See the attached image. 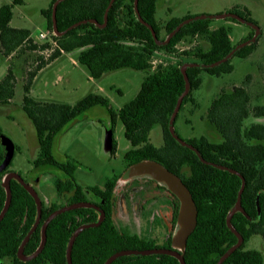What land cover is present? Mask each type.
<instances>
[{"label":"trees","instance_id":"obj_1","mask_svg":"<svg viewBox=\"0 0 264 264\" xmlns=\"http://www.w3.org/2000/svg\"><path fill=\"white\" fill-rule=\"evenodd\" d=\"M55 1L50 0L48 7L40 12L50 35L41 46L33 42L29 30L9 26L14 6L23 5V0H10L9 3L0 5V54L4 58H11L14 53L21 54L23 51L51 52L46 62L37 57L39 63L33 71L28 72L22 86L21 109L34 128L39 149L32 166L35 169L48 167L61 172L63 177L55 180L54 189L59 195L64 191L73 192L71 202L85 201V191L97 195L102 200L99 208L104 211L105 219L98 227L86 229L78 235L71 250V263L82 264L86 258L85 251L90 248L97 249L102 256L100 261L93 258L88 261L89 264H103L110 255L121 250L153 248L144 239L119 232L111 224L110 213L114 206L113 191L117 177L108 179L102 187L81 188L73 179L76 166L71 162H58L52 155L56 136L75 118L99 105L106 109L111 125H114L117 119L123 125L124 137L131 146L123 157L127 168L143 161L156 162L178 177L188 190L197 216L195 228L186 240L183 254L185 263L216 264L236 243V237L227 229L225 220L236 201L241 181L233 174L202 164L195 153L176 143L168 131V122L177 99L185 89L180 66L185 63H215L230 53L236 45L249 40L253 36V30L236 45H232L229 27L212 30L211 20H199L183 26L168 44L158 46L150 31L137 21L134 0H115L108 11L104 28L86 23L69 31V27L85 20H95L102 24L110 0H64L56 8L55 20L58 32H67L57 37L52 34L51 21L52 5ZM158 1L137 0V11L140 18L152 27L157 39L164 41L181 22L194 16L172 17L161 25L155 19ZM229 13L255 24L246 8L234 7ZM229 20L238 23L233 19ZM161 32L164 33L163 37ZM188 38H201L206 46L197 44L192 49L178 51L177 45ZM258 40L241 48L233 57L248 58L256 51ZM74 51L78 52V64L88 70L93 80H99L107 73L122 69L146 71L148 74L142 80L134 98L118 110L111 107L107 98L93 93L87 94L73 105L34 99L30 92L37 74L62 54ZM159 54H162V57L159 63L153 66ZM231 59L215 68L186 70L190 91L182 100L175 122L185 105L192 103V92L201 85L200 74L206 73L214 77L230 74L233 71ZM257 70L264 77V61L257 64ZM249 78L246 76L242 84L234 87L231 92L221 90L206 113L208 125L219 136L218 142L210 141L204 136L184 140L193 146L206 162L230 168L239 173L245 181L241 208L247 217L237 212L231 219V225L242 237L243 243L223 264L264 262L261 252L245 249V245L253 236H260L264 240V124L245 125L249 118L264 119V105L250 107ZM15 81L10 65L6 75L0 80V105H6L12 100ZM155 126H158L162 133L160 147L152 145L149 139L150 131ZM115 148L113 141L112 154ZM184 168L188 169L187 174L183 171ZM16 187V191L10 188V209L28 208L31 225L36 214L35 205L24 189L17 184ZM53 209L55 208L51 210ZM177 209L178 202L174 211V223ZM51 212L41 211V220L46 219ZM15 213L16 211H8L6 216L9 227L7 253L11 256L15 254L18 241L10 230V226L14 224ZM96 218L97 214L86 208L66 212L54 218L46 229V242L39 255V264H66L65 250L71 234L81 224L93 222ZM34 239L36 243L40 242V232ZM169 244L170 237L167 249L170 248ZM112 264H178V261L167 255L123 256Z\"/></svg>","mask_w":264,"mask_h":264},{"label":"rangeland","instance_id":"obj_2","mask_svg":"<svg viewBox=\"0 0 264 264\" xmlns=\"http://www.w3.org/2000/svg\"><path fill=\"white\" fill-rule=\"evenodd\" d=\"M9 2L10 0H0V5ZM49 2L50 0H23V5L14 6L9 26L14 29L29 30L33 42L38 46L43 45L48 38L41 41L38 36L46 35L48 31L40 12L48 7ZM234 7L246 8L261 31L256 51L246 59L233 57L231 59L233 71L230 74L220 77L200 74L201 85L192 92V103L185 105L174 124L175 132L183 140L200 136L210 141L220 140L217 132L208 125L206 113L221 90L231 92L234 87L242 84L246 76L250 77L248 82L250 107L264 105V77L257 70V64L264 61V0H159L157 3L155 19L161 25L172 17L181 18L186 15L212 17L227 14ZM219 27L230 28L229 38L232 45L244 39L251 30L246 25L229 19L211 20L212 30ZM163 36L164 33L161 32V37ZM197 44L206 46L201 38H188L179 43L176 49L188 50ZM50 55L51 52L46 51H23L21 54L14 53L7 61L0 57V80L4 78L10 65L16 79L12 100L6 105H0V130L16 147L8 170L30 183L44 205L56 200L53 177L62 178L63 174L48 167L36 170L33 168L32 161L36 159L39 149L34 128L23 113L21 105L22 86L28 72L33 71L39 63L37 57L46 62ZM77 55V51L62 54L57 60L44 67L34 80L31 96L39 101L73 105L87 94L93 93L107 98L111 107L118 110L134 98L142 80L148 74L146 71L122 69L107 73L99 80H93L88 70L78 64ZM158 57L153 62V66L159 63L162 54ZM251 123L264 124V119L249 118L245 125ZM111 129L116 144L113 154L104 149L105 134ZM149 139L155 147L162 145V133L158 126L152 128ZM130 148L129 142L124 137L121 122L117 119L114 125H111L106 109L98 105L75 118L56 136L52 155L58 162H71L76 166L73 179L83 188L101 187L106 180L118 177L116 198L117 204L122 207L120 187L134 179H140L132 175L134 169L127 168L123 160ZM183 171L188 173L187 168ZM30 179L36 180V184L33 185ZM119 215L118 212L117 218L122 223ZM245 249L257 250L264 258V240L260 236H253L245 245Z\"/></svg>","mask_w":264,"mask_h":264},{"label":"water","instance_id":"obj_3","mask_svg":"<svg viewBox=\"0 0 264 264\" xmlns=\"http://www.w3.org/2000/svg\"><path fill=\"white\" fill-rule=\"evenodd\" d=\"M62 1H64V0H56L52 5V13H51L52 34L54 36H57V37H60L63 34H65V32H67V31H69V30H71V29H73L79 25L86 24V23L93 24L100 29L104 28L106 25V22H107L108 11H109L110 7L112 6V4L115 0H110L108 7L105 10L104 21L102 24H98V22L95 20H85V21H82V22H79L77 24L72 25L71 27H69L67 29V31L58 32L57 26H56V20H55V13H56V8H57L58 4H60ZM134 12H135V16H136L137 21L139 23H141L142 25H144L150 31L155 44L158 46H164V45L168 44L170 39L183 26H185L186 24H189L191 22H195V21H199V20L233 19V20L237 21L238 23L246 25L251 30H253V36L249 40L236 45L230 53H228L224 58H222L221 60H219L215 63H212L210 65L185 63V64L180 66L179 69H180V73L182 74L184 82H185V89H184L183 93L179 96V98L177 99L175 108H174V110L170 116L169 122H168V131H169L171 137L176 141V143H178L180 146L187 148V149L191 150L193 153H195L198 160L202 164H205V165L211 166L213 168H216L218 170L233 174V175L237 176L241 181V186H240L239 191L237 193L236 201H235L233 207L231 208V210L227 213L226 220H225L227 229L236 237V243L233 246H231L216 262V264H223V262L235 250H237L243 243L242 237L236 232V230L231 225V219H232V216L237 212H239V213L243 214L245 217H247L245 212L241 208V194H242L244 187H245L244 178L239 173H237L236 171H234L230 168L220 166V165H216V164H213L210 162H206L202 158L200 153L193 146H191L190 144H188L184 140H182L180 137H178V135L176 134L175 129H174V122H175V118L178 114V111L180 109L183 98L185 96H187V94L190 91V84H189L188 79L186 77V70L188 68L210 69V68H215V67H218V66L224 64L225 62L230 60L236 54V52L239 51L241 48L255 43L259 39V37L261 35V31L259 30V28L257 27L256 24L249 22V21H247V20H245V19L241 18L240 16L233 14V13L216 15V16H212V17L211 16H205V15H199V16H194L190 19H187V20L181 22L170 34H168L166 36L164 41H160L157 39L155 32L152 29V27L150 25H148L147 23H145L140 18L138 11H137V0H134ZM112 140H113L112 131L108 130L105 134V137H104V149L106 151H109V152L112 151ZM0 145H2L4 147V150H5V156L2 160V162L0 163V172H2L3 170H5L9 166L10 162L12 161L13 156H14V152H15V147H14V144L12 143V141L8 137L4 136L3 134H0ZM129 168L134 169L132 171L133 176L139 177V178L145 177V178L154 180L159 185H161L165 189H167L170 193H172L177 198V200L179 202V212H178V217H177L176 228H175V231H174L173 236H172V243H171L172 249H152V250H144V251L124 250V251H120L118 253L111 255L104 262V264H111L114 260H116L117 258L122 257V256H152V255L171 256L178 261V264H186L184 261V258H183L186 240H187L188 236L191 234V232L193 231V229L195 228L196 216H197L195 205L191 199V196H190L188 190L185 188V186L182 184V182L180 181V179L178 177H176L175 175L170 173L163 166H161L160 164H158L156 162L143 161V162H141L137 165L131 166ZM11 179L16 180L32 196V198L35 202V205H36V218H35L34 226L31 229V231L25 236L21 246L19 247L18 253H17L18 257L21 260H25V261L30 260V259L36 257L43 250V248L45 246V242H46V228H47L49 222L53 218L58 216L59 214H62L66 211H69V210H72L75 208H89V209H93V210L98 212L99 218L95 223L86 224V225H82V226L78 227L70 236V238L67 242L66 250H65V259H66V264H72L71 263V250H72V247H73V244H74L76 238L78 237V235L83 230H86L89 228H95V227L99 226L100 223L104 219L103 212L99 208H97L95 205L89 204V203H79V204L71 205L69 207L61 208V209L53 212L52 214H50L46 218V220L43 222V224L41 226L40 245H39L38 249L29 258L22 259L21 255H22L23 247L25 246L26 242L28 241V239L31 235V232L36 228V226L38 225V223L40 221V218H41V202H40L37 194L34 192V190L28 184H26L21 179V177L19 175L15 174V173H9V174H7V176L5 177V179L3 181V188L6 191L7 197H6L4 207L0 213V220L5 215L8 207H9V204H10L11 190H10L9 182Z\"/></svg>","mask_w":264,"mask_h":264},{"label":"flooded vegetation","instance_id":"obj_4","mask_svg":"<svg viewBox=\"0 0 264 264\" xmlns=\"http://www.w3.org/2000/svg\"><path fill=\"white\" fill-rule=\"evenodd\" d=\"M0 134H2L1 131H0ZM112 142H113V140H112ZM15 150H16V147H15ZM4 156H5L4 147L2 145H0V158H1L0 163L2 162ZM9 166H10V164H9ZM9 166L5 170L0 172V213L4 207L6 197H7L6 191L3 188V181H4L5 177L7 176V174L11 173L8 170ZM57 178H59V177H53V184ZM118 180H119V178L117 177L116 183H115V188L113 191L114 192V206H113V209L110 213L111 224L119 232H122V233L127 234V235H136L139 238L144 239L145 242H148L147 244L150 243L152 245V247H153L152 249H167L168 239L170 237V244H169L170 248L169 249H172V246H171L172 236H173V233H174L175 228H176L177 217H178V212H179V202H178L177 198L172 193H170L167 189H165L163 186L159 185L156 181L148 179V178H140V179H134V180L130 181L129 183H126L125 185L120 187L121 188L120 189V192H121L120 193V200H122V204H123L122 207H120L117 204L118 200L116 198V191H117L116 188H117ZM23 181L26 184H28L34 190V192L37 194V192L35 191V189L32 187V185L30 183H27L26 180H23ZM30 182H32L33 185L36 184V180H34V179H30ZM16 184L19 185L22 189H24L14 179H11L9 182L10 188L12 187L15 191L17 190ZM88 187H93V186H88ZM53 188H54V185H53ZM81 188H83V187H81ZM84 188H87V187H84ZM26 193L28 194L29 198L32 200V202L35 205V202H34L32 196L27 191H26ZM84 193H85L84 194L85 201H81V202H71L70 200L73 197V192H68V191H64L60 195L57 194V192H56V200L54 202L47 204V205H44L39 198V200L41 202V211H52L50 213V214H52L53 212H55L61 208L69 207L71 205H75V204H79V203H89V204H93L97 208H99V205H100V203H102V200L97 195H95L91 192L85 191ZM37 196H38V194H37ZM11 201H12V194H11V200H10L9 207H8L5 215L3 216V218L0 220V264H39V255L43 250L36 257H34L30 260H26V261L21 260L17 255L19 247L21 246L25 236L31 231V229L34 226L36 214H35V218H34L33 223L31 225H29V222H30V220H29V215H30L29 209L26 207L25 208L16 207V208L10 209ZM24 201H25V198H23L22 202L24 203ZM22 202H20V203L22 204ZM176 202H178V209H177L176 221L174 223V211H175ZM26 204H28V201H26ZM117 205H118V211H116ZM53 207L55 209L51 210ZM76 209H81V208H75V209H72V210H69L66 212H70V211H73ZM86 209H89V208H86ZM90 210H92L94 213L97 214V218L93 222L84 223V224H81L80 226L86 225V224H92L98 220V218H99L98 212L93 210V209H90ZM8 211H16L15 215H13L14 224H12L10 226L12 236H14L15 239L18 240L17 241V248H16L14 256L8 255V253H7V246H8L7 236H8V228L9 227L7 225L6 216H7ZM35 211H36V205H35ZM66 212H64V213H66ZM102 212H103L104 219H105V213H104V211H102ZM118 212L120 213L119 218L122 219L123 224L120 223L118 218H117ZM59 215H61V214H59ZM104 219H103V221H104ZM45 220L46 219H44L42 221L40 218L38 225L31 232V235H30L28 241L26 242L25 246L23 247L22 255H21L22 259L29 258L38 249L40 242L36 243V240L34 238H36L38 233L41 231V226ZM50 222H49V224H50ZM80 226H78V227H80ZM152 249H145V250H152ZM125 250L144 251V250H135V249H125ZM121 251H124V250H121ZM118 252H120V251H117L115 253H118ZM85 253H86V258L84 259V262L82 264H89L88 261H92L93 258H95L96 261H100L101 256H102V253L100 251H98L97 249L92 250L90 248L89 250H86ZM115 253H113V254H115ZM137 257H143V256H137ZM65 261H66V259H65ZM47 264H49V263H47Z\"/></svg>","mask_w":264,"mask_h":264},{"label":"built area","instance_id":"obj_5","mask_svg":"<svg viewBox=\"0 0 264 264\" xmlns=\"http://www.w3.org/2000/svg\"><path fill=\"white\" fill-rule=\"evenodd\" d=\"M47 34H48V33H47ZM47 34H46V35H44V34H39L38 39L41 40V41H42V40H46L47 38L49 39V36H50V35L48 34V35H49V36H48ZM52 45H55V44L52 43Z\"/></svg>","mask_w":264,"mask_h":264},{"label":"crops","instance_id":"obj_6","mask_svg":"<svg viewBox=\"0 0 264 264\" xmlns=\"http://www.w3.org/2000/svg\"><path fill=\"white\" fill-rule=\"evenodd\" d=\"M0 57L3 58V59H5L6 61L9 60V58H4L1 54H0Z\"/></svg>","mask_w":264,"mask_h":264}]
</instances>
